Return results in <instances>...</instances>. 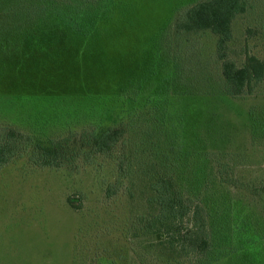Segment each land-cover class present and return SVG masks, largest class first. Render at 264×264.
Returning a JSON list of instances; mask_svg holds the SVG:
<instances>
[{
	"label": "rangeland",
	"instance_id": "374dc122",
	"mask_svg": "<svg viewBox=\"0 0 264 264\" xmlns=\"http://www.w3.org/2000/svg\"><path fill=\"white\" fill-rule=\"evenodd\" d=\"M56 1L15 0V13ZM203 1L102 0L103 12L84 15L88 36L32 30L21 53L0 47V138L9 126L78 139L129 101L109 154L75 140L60 168L33 165L29 150L0 166V264H264V82L225 96L217 37L175 32ZM245 3L225 50L237 67L248 55L264 62V0ZM159 178L204 208L206 254L155 240Z\"/></svg>",
	"mask_w": 264,
	"mask_h": 264
},
{
	"label": "trees",
	"instance_id": "16d2710c",
	"mask_svg": "<svg viewBox=\"0 0 264 264\" xmlns=\"http://www.w3.org/2000/svg\"><path fill=\"white\" fill-rule=\"evenodd\" d=\"M56 2L55 5L46 7L36 6L29 13L16 14L15 0H0V47L7 45L1 52L8 57L14 55L12 52H5L8 49L13 48L15 53H21L22 49L33 44V42L27 44L26 41L30 42L35 39L30 37L38 36L27 35L32 30H38V33L42 32L41 34L55 31L54 34L60 33L66 38H71L73 35L79 37L82 33L88 36L89 25L84 20V15L88 11L103 12L104 7L103 4L99 5L102 0L100 3L99 0L97 2L96 0H58ZM246 9L245 0H206L185 10L174 27L177 34L207 31L217 37L219 58L223 60V94L235 99L248 90L249 94H253L255 88L264 82V62L259 58L248 55L241 67H237L232 61L226 59L225 50L232 38L233 21L238 15L244 14ZM53 23L59 28L55 26L56 30H54L51 26ZM44 29L46 33H43ZM39 36L47 37L48 35ZM50 37V40L54 39L53 35ZM176 67L180 71L179 63ZM119 102L120 105L105 107L104 118L89 124L91 125L89 129L84 130L78 139L73 130L51 137L45 134L22 133L8 126L1 133L0 166L7 165L18 152L28 153L29 150L28 159L33 165L60 168L74 159L71 158L73 156H69L68 145L75 140L80 145H91L97 153L109 154L116 145L122 143L125 134L122 114L128 113L129 101ZM133 102L136 103L134 99ZM140 106L134 107L135 110H138ZM157 108L156 106L155 109ZM123 169L121 162L120 170ZM152 189L154 202L158 206V215L155 218L159 223L160 236L163 238L160 241L157 236L155 238L157 243H165L169 238L170 244L174 246L178 238H181V247L185 254H206L212 245L213 237L212 229L207 227L202 205L175 191L170 179H157L152 183ZM186 217H189L192 225L185 233H182L181 225ZM204 264H210V261H205Z\"/></svg>",
	"mask_w": 264,
	"mask_h": 264
}]
</instances>
